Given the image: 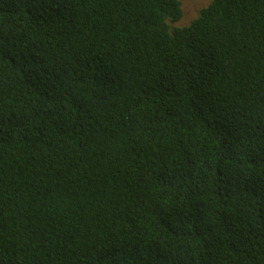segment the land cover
<instances>
[{
  "label": "trees",
  "instance_id": "1",
  "mask_svg": "<svg viewBox=\"0 0 264 264\" xmlns=\"http://www.w3.org/2000/svg\"><path fill=\"white\" fill-rule=\"evenodd\" d=\"M0 0V264H264V0Z\"/></svg>",
  "mask_w": 264,
  "mask_h": 264
},
{
  "label": "rangeland",
  "instance_id": "2",
  "mask_svg": "<svg viewBox=\"0 0 264 264\" xmlns=\"http://www.w3.org/2000/svg\"><path fill=\"white\" fill-rule=\"evenodd\" d=\"M182 8V17L179 21L180 25H187L195 19L199 11L204 8L209 0H179Z\"/></svg>",
  "mask_w": 264,
  "mask_h": 264
}]
</instances>
